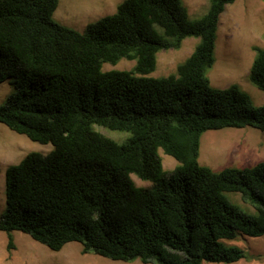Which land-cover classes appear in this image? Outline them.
Returning <instances> with one entry per match:
<instances>
[{"label": "trees", "instance_id": "obj_1", "mask_svg": "<svg viewBox=\"0 0 264 264\" xmlns=\"http://www.w3.org/2000/svg\"><path fill=\"white\" fill-rule=\"evenodd\" d=\"M236 1L210 0L192 19L182 0H125L80 33L54 20L60 0H0V85L16 89L0 105V124L54 146L6 171L8 252L21 232L54 252L78 243L82 254L116 262L264 261L232 244L264 237V162L216 172L199 161L207 132H264V101L256 107L238 86L217 89L208 77L221 16ZM188 38L199 43L176 74L150 77L158 54ZM255 51L249 78L264 94V49ZM122 60L135 68L103 71ZM96 126L129 138L118 144ZM160 151L179 163L173 171Z\"/></svg>", "mask_w": 264, "mask_h": 264}, {"label": "rangeland", "instance_id": "obj_2", "mask_svg": "<svg viewBox=\"0 0 264 264\" xmlns=\"http://www.w3.org/2000/svg\"><path fill=\"white\" fill-rule=\"evenodd\" d=\"M125 0H60L54 20L70 29L84 33L88 25L116 13ZM192 19L203 17L209 10L210 0H182ZM199 40L188 38L180 50L163 51L158 54L157 69L150 77L161 78L176 74L177 68L194 52ZM255 48L264 49V0H237L227 6L221 16L216 44V63L208 72L214 88L227 89L238 86L249 94L253 104H263L264 94L250 81V71L257 56ZM134 61L122 60L117 65L104 64L103 71H132ZM12 81L0 85V105L15 93ZM96 132L124 144L129 134L110 131L96 126ZM54 150L52 144L43 145L28 137L11 131L0 124V218L6 210V171L18 165L28 154L36 152L47 155ZM164 169L173 171L179 163L160 151ZM200 164L219 172L225 168L253 167L264 162V132L253 128L210 131L202 136ZM136 186L153 188V183L142 181L135 175ZM230 200L246 214H254V208L245 202L241 194H227ZM15 249L7 250V235L0 232V264H142L116 262L94 254H82V245L70 243L60 252H54L34 241L30 236L14 232ZM253 255H264L263 238H243L233 242ZM235 264H264V261Z\"/></svg>", "mask_w": 264, "mask_h": 264}]
</instances>
